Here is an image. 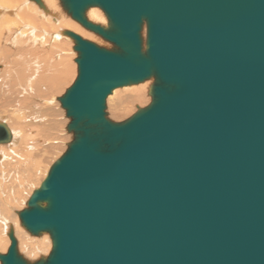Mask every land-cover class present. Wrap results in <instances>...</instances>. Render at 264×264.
Returning <instances> with one entry per match:
<instances>
[{
	"label": "water",
	"instance_id": "95a60500",
	"mask_svg": "<svg viewBox=\"0 0 264 264\" xmlns=\"http://www.w3.org/2000/svg\"><path fill=\"white\" fill-rule=\"evenodd\" d=\"M60 3L111 47L65 31L73 138L18 212L52 247L29 262L10 230L0 264H264V0ZM149 78V104L107 117L114 88Z\"/></svg>",
	"mask_w": 264,
	"mask_h": 264
},
{
	"label": "bare ground",
	"instance_id": "6f19581e",
	"mask_svg": "<svg viewBox=\"0 0 264 264\" xmlns=\"http://www.w3.org/2000/svg\"><path fill=\"white\" fill-rule=\"evenodd\" d=\"M85 15L93 23L102 26L108 24L105 14L98 7H89ZM65 31L74 32L98 45L111 47L106 41L103 42L96 33L84 28L72 19L62 8L60 0H40L39 3L34 0H0V78L3 82V95L0 94V101L4 102L2 107L16 109L13 110V113L17 112L14 115L17 119L12 121L14 126L21 127L23 125L19 119V116L20 118L25 117V114L22 115V110L26 109L29 111L28 114L31 115V107L26 105L32 96L35 98L41 95L44 98L49 96V99H39L37 101L40 104L53 105L58 100L50 92L68 81L72 84L76 78L77 63L75 58L77 52H71L69 46L73 47L74 41ZM142 35H145V27L142 29ZM72 58H74L75 63H72ZM152 82L153 78H149L136 84L114 88L106 97L107 108H105V111L107 109L109 113L107 117L110 118V114L115 111L123 112L125 115L132 104H143L145 93L147 91L149 94V87ZM39 86L42 87L41 92L36 91ZM9 99L15 100V104L7 106L6 103ZM150 100L147 101V104ZM6 107L4 108L6 109ZM46 108L48 110V107ZM23 113H26V111ZM44 114L41 123L44 122L46 127L42 126V128L37 129L36 134L33 131L30 132L33 135L28 137L18 135L15 130L10 129L8 124L0 119L11 134V139L7 143H0V158L3 159L0 162V168L2 167L0 169V171L2 170L0 199L7 208L11 206L12 198L10 196L15 191L13 190V193L11 191L10 196H7L6 193L10 188L14 189V186L11 185L8 189L7 185L2 184L14 183L21 186L23 183L22 178H25L21 174L25 170L30 171L29 162L34 161L33 165L41 162L42 156L50 153L57 142L63 141L65 135V133L61 134L63 122L56 117H51V112L46 113V109ZM56 115H58L57 112ZM32 120L36 122L34 116ZM36 139H39L38 142H36ZM39 145V149L36 150ZM21 167H23L22 170ZM20 171L22 173H19ZM4 193L5 196H3ZM0 220L3 225L7 223L2 214H0ZM19 223L21 224L20 219ZM33 236L40 239L37 241L41 245L45 242L48 243L47 252L51 249L52 242H47L49 236L46 232ZM38 248L40 251L42 247L38 246ZM40 253L42 252L40 251Z\"/></svg>",
	"mask_w": 264,
	"mask_h": 264
},
{
	"label": "rangeland",
	"instance_id": "374dc122",
	"mask_svg": "<svg viewBox=\"0 0 264 264\" xmlns=\"http://www.w3.org/2000/svg\"><path fill=\"white\" fill-rule=\"evenodd\" d=\"M100 38H101V40L103 42H105V40L102 37H100ZM107 43L109 45H111V43H109V42H107ZM69 47L71 48L70 49L71 52H75V50H73L72 46H69ZM75 56H74V58H75ZM74 58H72L73 59L72 63H75L74 62ZM68 82L65 83V84H62V86H59L57 89H55L54 91H52L50 93L58 100L59 97L65 92V90L71 84L70 81H68ZM41 88H40V86L37 87L36 91L37 92H39V91L41 92V90H40ZM0 94L3 95V82L1 80V78H0ZM36 97L38 99L32 96L30 98V100L27 101V105L26 106H30L31 107V110H32L31 115L28 114L29 111H27L26 109L22 110V115L25 114L24 115L25 117L20 118V116H19V119L21 120V123L23 124L21 127H16L12 123V121L14 119H17V118L14 117V115L17 114V112L13 113V110H16V109L15 108L12 109L10 107L4 106V107H6V109H5L4 107H2L4 102L2 100L0 101V119L3 120L4 122H6L10 129L15 130L18 135H23L25 137L32 136L33 134H31L30 132L33 131L36 134V131H38L37 129L42 128V126L46 127L44 122L41 123L42 118L45 116V114H44V110L45 109H46V113L47 112H49V113L51 112V114H50L51 117H56L58 120H61L63 122L62 123L63 126H62V130H61V134L65 133V135H66V136L64 135V138L62 139L63 141H60V142L56 143V146L54 148L55 150L53 149L50 153H47L44 156H42V158L40 159L41 162H37L36 165H33L34 161L33 162H29V167H30V171L29 172H27L26 170L23 173L21 171L19 172V173H22L21 175H23L25 177V178H22L23 183H22L21 186H17L14 183L2 184V185H7L8 189L11 187V185L14 186V189L10 188L9 189L10 191L8 190V192H7L8 194L6 193L7 196L8 195L10 196L9 193L11 191H12L11 193H13L14 191L15 192H14V194H12L10 196L12 198V201H11V204H10L11 205L10 208H7L4 205V202L0 199L1 200L0 201V214L4 215L5 220H7V223L4 224V225L1 223L2 221L0 220V242H1L0 243L1 244L0 245V253H5L6 252L7 247L9 245V242H10L8 233H9L10 230H12L13 231V235H14V237L17 240L18 252L26 260H28L29 262H33V261L39 259L40 257H46L50 250L47 252L48 243L45 242L42 245H41V243L39 244L38 243L39 241H37V240H40V239H36L35 236L31 235L23 227V225L19 223L18 212L26 207L27 200L30 197V195L32 194V192L40 186L42 180L47 175V172H48L50 166L66 150L68 143L73 138L72 131L70 133V131H68L66 129L65 125H67V122H69V120H68L69 118H66L65 111L61 107L59 100L58 101L56 100L57 102H55V104L48 106V105H46L44 103L40 104L37 100H39V99H42V100L49 99L48 98L49 96H47L46 98H44L42 95L41 96H36ZM150 99H151V96L146 91V93H145V101H144L145 103L144 102H143V104L139 103V105L135 104V103H134V105L132 104V106H130V110L127 112V114L125 113V115L123 114V112L115 111V112L110 114V118L109 119H111L113 121L114 120L115 121H123L124 119L128 118L129 116H131L138 108H142V107L146 106L147 105V101L150 100ZM6 104H7V106L14 105L15 104V100L9 99V100H7ZM46 107H48L49 111L47 110ZM50 108H51V111H50ZM106 108H107V104H106ZM2 110H3V112H2ZM25 111H26V113H23ZM56 112H57L58 115H56ZM106 112H107V115H109L107 109H106ZM6 115H9V116H6ZM26 115H27V117H26ZM53 115H56V116H53ZM33 116L35 117V121L36 122H34V120H32ZM34 124H36V125H34ZM38 140L36 139V142H38ZM36 142H33V143H36ZM47 142H49V141H47ZM39 147H40V145L36 147V150H38ZM36 150H35V152H36ZM2 160L3 159L0 158V162ZM22 168L23 167H21V170H22ZM1 172H2V170L0 171V176H1ZM10 172H12V170H10ZM0 183H2V181H0ZM0 189H1V187H0ZM5 192H6V190H5ZM3 196H5V193H4ZM14 198H15V200H14ZM25 201H26V203H25ZM40 234H43V233H40ZM48 236H49V234H48ZM47 240H48V238H47ZM49 241H51L50 236H49V240L47 242H49ZM4 245H6L4 247V248H6L5 250L3 248ZM43 245L46 246V247H44ZM38 246L42 247L40 249V251L42 253H44V254L40 253Z\"/></svg>",
	"mask_w": 264,
	"mask_h": 264
}]
</instances>
